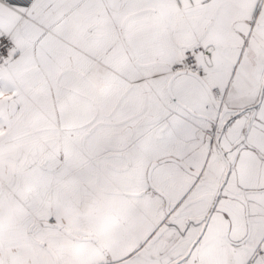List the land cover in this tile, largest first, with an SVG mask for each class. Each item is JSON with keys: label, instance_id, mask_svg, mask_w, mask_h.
I'll use <instances>...</instances> for the list:
<instances>
[{"label": "snow or ice", "instance_id": "1", "mask_svg": "<svg viewBox=\"0 0 264 264\" xmlns=\"http://www.w3.org/2000/svg\"><path fill=\"white\" fill-rule=\"evenodd\" d=\"M0 264H264V0H0Z\"/></svg>", "mask_w": 264, "mask_h": 264}]
</instances>
